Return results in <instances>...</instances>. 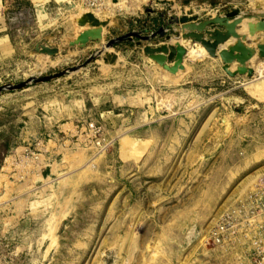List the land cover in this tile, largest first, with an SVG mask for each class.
Segmentation results:
<instances>
[{
  "label": "rangeland",
  "instance_id": "obj_1",
  "mask_svg": "<svg viewBox=\"0 0 264 264\" xmlns=\"http://www.w3.org/2000/svg\"><path fill=\"white\" fill-rule=\"evenodd\" d=\"M56 1L43 13L28 0L0 5L11 40L0 88L80 68L0 94V264H264V36L249 46V82L224 80L208 53L172 75L144 52L165 37L106 48L163 28L150 0ZM249 1L243 24L264 12ZM197 6L176 9L166 35L205 18ZM99 28L101 41L80 46Z\"/></svg>",
  "mask_w": 264,
  "mask_h": 264
},
{
  "label": "water",
  "instance_id": "obj_2",
  "mask_svg": "<svg viewBox=\"0 0 264 264\" xmlns=\"http://www.w3.org/2000/svg\"><path fill=\"white\" fill-rule=\"evenodd\" d=\"M246 15H241L239 11H233L225 15L217 14L215 18L203 21L201 23L197 22L196 18H191L190 22L184 23L178 30L181 31V37L184 40H191L193 44H201L204 49L207 51L209 56L212 59L220 58L224 63L222 69L226 75L235 79L238 76H246L249 79H252L255 76L254 69L246 67V65L253 59V52L248 49L246 42L248 41L247 36L242 37L237 40V43L233 46H230L222 51H219L221 45L226 44L232 38H238L237 29L242 25ZM260 21L257 25L252 24L251 33H264V14H260ZM178 19L174 17L173 21L170 24V28L178 25ZM101 23L94 19L93 25L98 27ZM214 27L213 29H211ZM167 28L160 29L156 34L151 35L150 37H144L140 33H134L131 35H126L120 37L116 40H113L107 44V49L113 48L116 44L122 43L127 39H132L133 37H138L141 40L148 42L158 37H165L166 43L171 40L172 36L166 35ZM186 31L187 33H184ZM80 46L85 47L91 41H101L102 40V29H93L90 31H85L79 35ZM249 42V41H248ZM71 45L77 43L76 40H72ZM259 51V59H264V42H259L257 44ZM36 52L41 54L45 53L48 56H56L60 53L58 48H50L46 45H38L36 47ZM101 52V51H100ZM145 54L154 61L158 66H161L166 71L172 75L177 74L184 62V58L187 55V50L180 45L168 46L163 45L161 47L152 48L151 46H146L144 48ZM110 64H114L117 61L116 55H111ZM168 62L173 63V67L168 66ZM238 63L240 66L235 72L230 71V67ZM80 68H72L67 71L61 72L53 76H47L43 78H32L27 82H23L19 85H7L0 88V94L4 91H16L24 89L30 83H43L48 82L52 79L62 77L74 72L79 71Z\"/></svg>",
  "mask_w": 264,
  "mask_h": 264
},
{
  "label": "crops",
  "instance_id": "obj_3",
  "mask_svg": "<svg viewBox=\"0 0 264 264\" xmlns=\"http://www.w3.org/2000/svg\"><path fill=\"white\" fill-rule=\"evenodd\" d=\"M47 1L49 2L50 0H28V2L35 8V10L38 13H43L44 9L47 7ZM55 2H58L55 0ZM6 4V0H0V5ZM150 3L156 7V23L158 27H163L167 26L169 27L171 22L173 21L175 16L174 15L176 9H188L190 7H194L196 5L206 9L207 15L205 18H199L198 22H203L207 21L210 19H213L216 17L217 14L225 15L227 13H231L233 11H239L242 15H249L252 16L253 13H255L254 9L251 7L252 3L249 0H150ZM197 6V7H198ZM38 9H41L40 12ZM262 13V12H257ZM256 13V15H257ZM162 18V21H161ZM191 19V16L190 18ZM1 25V23H0ZM212 27L211 29H213ZM159 43L158 47H161L164 45L165 42ZM11 44V40L9 37H0V54L8 49V45ZM219 64H220V74L221 77L224 80H231V81H251V79L247 78L246 76H238L235 79H230L226 73L223 71L222 67L224 63L221 61L219 58ZM257 75L255 74V77ZM254 77V78H255Z\"/></svg>",
  "mask_w": 264,
  "mask_h": 264
},
{
  "label": "bare ground",
  "instance_id": "obj_4",
  "mask_svg": "<svg viewBox=\"0 0 264 264\" xmlns=\"http://www.w3.org/2000/svg\"><path fill=\"white\" fill-rule=\"evenodd\" d=\"M261 15L262 14H264V12H262V13H260ZM260 14L259 15H256V21H253V22H250V23H245V24H243L242 23V27L245 29V30H251V26H252V24H255V25H257L258 23H259V21H260V18H259V16H260ZM242 15V14H241ZM246 18H247V16H246ZM246 18H244V20L246 19ZM237 31V30H236ZM185 33H187L186 31H184ZM238 34V33H237ZM244 36H247V38H248V41L246 42V46L248 47V49H250L249 48V46L250 45H252L253 43H254V41H255V38L256 37H259V36H264V33H256V34H254V36L253 37H249L248 35H242L240 38H238V39H241L242 37H244ZM238 37H239V35H238ZM237 39V38H236ZM237 39V40H238ZM262 42H264V40L262 41ZM236 43H237V41H236ZM235 43V44H236ZM234 44V45H235ZM164 45H168V46H176V45H180L181 47H183V48H185L186 50H187V55H186V57L185 58H187V57H189V58H191L192 60H195V59H197V58H200V57H202V56H205V55H207V51L204 49V47L201 45V44H193V42H191V40H184V39H182V37H179V38H176V37H172L171 38V40L170 41H168L167 43H164ZM222 46V45H221ZM106 47H107V45H106ZM256 49H257V51H258V48H257V45H256ZM259 52V51H258ZM209 55V54H208ZM259 56V55H258ZM184 58V59H185ZM259 59V58H258ZM260 60V59H259ZM264 60V59H263ZM183 64H184V62H183ZM168 65H169V67H171V66H173L174 64L173 63H170V62H168ZM183 66V65H182ZM259 67H260V69H261V72L262 71H264V62L263 63H260L259 65H258ZM232 67V66H231ZM231 67H230V71H232L231 70ZM182 68V67H181ZM237 70V69H236ZM232 72H235V71H232Z\"/></svg>",
  "mask_w": 264,
  "mask_h": 264
},
{
  "label": "built area",
  "instance_id": "obj_5",
  "mask_svg": "<svg viewBox=\"0 0 264 264\" xmlns=\"http://www.w3.org/2000/svg\"><path fill=\"white\" fill-rule=\"evenodd\" d=\"M114 0H84V5L87 8H92V9H97V10H101V9H105V7L110 4L113 3ZM264 196V193H263ZM264 205V202H263ZM263 237H264V233H263Z\"/></svg>",
  "mask_w": 264,
  "mask_h": 264
}]
</instances>
